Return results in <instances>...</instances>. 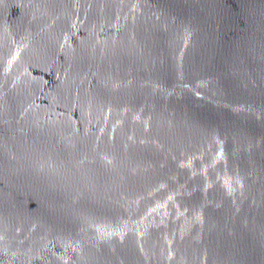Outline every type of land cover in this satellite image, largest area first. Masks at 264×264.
Listing matches in <instances>:
<instances>
[{
  "label": "water",
  "instance_id": "1",
  "mask_svg": "<svg viewBox=\"0 0 264 264\" xmlns=\"http://www.w3.org/2000/svg\"><path fill=\"white\" fill-rule=\"evenodd\" d=\"M0 264H264V0H0Z\"/></svg>",
  "mask_w": 264,
  "mask_h": 264
}]
</instances>
